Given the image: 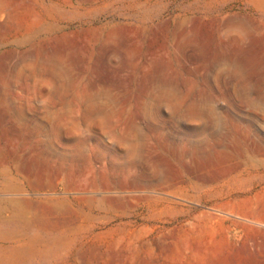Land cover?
Listing matches in <instances>:
<instances>
[{
  "label": "rangeland",
  "instance_id": "rangeland-1",
  "mask_svg": "<svg viewBox=\"0 0 264 264\" xmlns=\"http://www.w3.org/2000/svg\"><path fill=\"white\" fill-rule=\"evenodd\" d=\"M47 2L66 9L67 28L40 47L0 44V236L30 241L5 263L264 264V0ZM16 3L0 0V31L12 36L35 5ZM89 36L97 41L87 62ZM44 53L54 60L48 75L36 64ZM65 68L70 82L99 94L101 110L63 112L41 96L21 97ZM101 119L115 126L97 128ZM74 120L82 137L99 134L119 148L113 133L138 134L149 150L137 167L105 165L96 151L92 183L90 151L62 158ZM161 120L164 132L175 130L168 148L193 134L190 121L198 126L184 176L150 138ZM46 202L59 204L53 219L80 228L77 242L33 240L44 234L32 215L47 213Z\"/></svg>",
  "mask_w": 264,
  "mask_h": 264
},
{
  "label": "bare ground",
  "instance_id": "bare-ground-1",
  "mask_svg": "<svg viewBox=\"0 0 264 264\" xmlns=\"http://www.w3.org/2000/svg\"><path fill=\"white\" fill-rule=\"evenodd\" d=\"M32 1L35 3L32 14L27 12L23 14L22 19L24 20V23H22L21 26L17 25L14 28L15 29L14 36H12L10 31H0V44L11 43L15 46L24 47V45L25 46L29 45V46L40 47L49 36L53 34H57L58 32L62 31L63 29L69 26L70 23L68 19L70 18L69 16H66L64 14L66 12L65 11L66 9H61L60 7L54 5L53 3L47 2V0H32ZM252 1L254 2L255 6L257 7L262 6L261 3L262 0H252ZM12 5L13 7L15 6L19 8L20 3H16V0H12ZM5 9H7V6L4 8V10ZM53 20H58L62 24H55V22H52ZM215 32L216 31L212 29L210 35L211 41H214L216 39ZM168 39L169 36H165V40L167 41ZM78 40L79 39H76L75 40L76 42L74 41L72 43V46H76ZM96 41L97 38L92 36L86 38L84 57L86 58L87 62L90 61L93 57L96 47ZM262 57L259 55H256V57H254L252 61L253 67H260L259 65L261 64ZM36 64L40 68L41 71L40 75H48L51 65L54 64V60L51 54L48 53L38 54L36 58ZM245 70H246L245 66L240 65L237 74H238V80L240 83L242 93L247 100L249 76L246 74ZM37 74L39 75V73ZM60 78L64 79V82L59 84L57 80ZM49 79L50 80L46 83L45 87L37 82L31 85H27L26 87H23V90L25 91L26 94L21 97L32 99L37 96H41L42 98L53 103L55 106L62 107L63 112H67V110L69 112H74L72 111L74 108H77V111L85 110L88 113L102 109L101 105L98 104L96 101L97 97H99V94L88 91L84 88H80L79 81L70 82L69 73L66 68L63 70L62 69L59 70L57 74L53 73V75L50 76ZM5 93H10V90L9 89L5 90ZM165 124L166 122L161 120L157 126L151 125L150 138L153 142L154 147H157L155 149H158L160 152H163L168 158V160L174 165V167L177 170V174L179 176H184L188 174L186 168H190L188 164L187 156L190 153L197 152V148H191V146L194 145V142L192 141V137L196 133H199L198 126L195 123V121H190L189 127L191 126L192 128H194L193 134L188 135L190 137L187 138L180 137V139L176 140L177 148H168L169 147L168 142H170L171 140L169 131L171 130L173 132L175 130L172 127H168V129L170 130L164 132L165 128L163 126H165ZM95 126L97 128L109 127L113 129L115 125L111 123L108 119H101L95 123ZM65 130L68 133L66 136V143L64 148L65 152L62 154V158L65 159L72 158L73 160H76V158L81 157L84 154V152L90 151L89 162H90V170L92 175L91 177L92 183H95L98 179V175H97L98 172L97 169L94 167L92 161L93 154L96 153V151L100 152V155L103 157V161L105 165L137 167L139 160L143 157L144 153L147 150H149V148H143L140 141V136L138 134H129L124 132H120L116 134L113 133L112 134L113 139H115L116 142L120 145L119 148H113L110 147L106 142H104V138L99 134L91 133L88 136L82 137L79 133L80 122L78 121L74 120L68 126L66 125ZM89 142H93L96 146L94 148H87ZM100 147L111 148L113 151L108 152L109 149L107 151L103 149L102 151V149H99ZM25 201L26 200H24V202ZM45 204L48 208L47 213L43 215H36V214L32 215V223L41 231L42 234H44V235H40V234L36 235L33 238V240L39 242L41 241V242H53V243L57 241L63 243L77 242L78 241L77 234L81 232L80 228L78 229L76 226H70L68 223L53 219L50 216V214L57 211V208L59 206L57 202H52V203L46 202ZM0 246L3 247L4 251L7 254V256H5L6 259H2L0 261V264H6L5 260H7V258L9 259L15 257L22 250L30 248V241L25 238L24 239L18 238L17 236L14 235L0 236ZM21 248L23 249L21 250Z\"/></svg>",
  "mask_w": 264,
  "mask_h": 264
}]
</instances>
